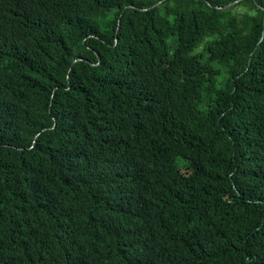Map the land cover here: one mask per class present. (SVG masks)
I'll return each mask as SVG.
<instances>
[{
  "label": "trees",
  "instance_id": "trees-1",
  "mask_svg": "<svg viewBox=\"0 0 264 264\" xmlns=\"http://www.w3.org/2000/svg\"><path fill=\"white\" fill-rule=\"evenodd\" d=\"M0 264H264V0H0Z\"/></svg>",
  "mask_w": 264,
  "mask_h": 264
}]
</instances>
